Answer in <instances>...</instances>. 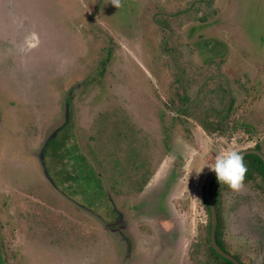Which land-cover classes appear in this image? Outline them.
I'll return each mask as SVG.
<instances>
[{
  "label": "rangeland",
  "instance_id": "obj_1",
  "mask_svg": "<svg viewBox=\"0 0 264 264\" xmlns=\"http://www.w3.org/2000/svg\"><path fill=\"white\" fill-rule=\"evenodd\" d=\"M222 82L252 137L181 113L179 95L217 102ZM69 91L48 178L39 152ZM256 141L264 149V0H0L1 264H189L212 171L194 170ZM223 201L233 244L260 243L255 192L243 184Z\"/></svg>",
  "mask_w": 264,
  "mask_h": 264
},
{
  "label": "trees",
  "instance_id": "obj_2",
  "mask_svg": "<svg viewBox=\"0 0 264 264\" xmlns=\"http://www.w3.org/2000/svg\"><path fill=\"white\" fill-rule=\"evenodd\" d=\"M197 11H202L200 5ZM207 17L208 15L203 13L202 16H200V19L204 20ZM222 84L223 85L219 87V90L223 93L217 102L214 97H209L208 95L192 101L186 90L185 93L179 95V103L182 107V109H180L181 113H183L184 116L195 119L207 133L219 132L221 134H226L240 129L247 134L248 138H250V135L252 137V134L256 132V127L244 117L234 115L233 107L237 98L233 95L232 86L229 83L225 84L222 82ZM66 101H71V95L66 97ZM253 147L264 154V149L259 141H256ZM244 159L248 169L244 182L255 187L254 189L257 192L259 200L264 204V162L256 153L245 154ZM228 190H230V188L224 185L220 186L215 177L211 181L210 196L216 208L218 217L216 225L217 241H219V235L222 231V222L224 221V219H222L224 216L223 196ZM202 201L206 212H208L207 224H201L202 226L199 227L201 238L204 240L203 244L207 249L213 252L216 259L215 264H233L230 260L217 253L210 244L209 233L211 228V217L209 205L206 202L203 193V188ZM206 264H212L210 259L207 260Z\"/></svg>",
  "mask_w": 264,
  "mask_h": 264
},
{
  "label": "flooded vegetation",
  "instance_id": "obj_3",
  "mask_svg": "<svg viewBox=\"0 0 264 264\" xmlns=\"http://www.w3.org/2000/svg\"><path fill=\"white\" fill-rule=\"evenodd\" d=\"M68 95H70V91L68 92ZM66 103L69 104V101H66ZM69 109H70V104H69ZM124 124H126V126L129 127V131L131 133V138H133V139H136L137 138L138 141L140 139H142L140 137V136H142L141 133L135 132L129 122H122L121 123V125H124ZM47 137L43 141V144H42V146L40 148L39 156H40L42 147L44 146V143H45ZM45 147H44V153H45ZM44 156H45V154H44ZM41 162H42V160H41ZM244 185H246L249 188H251L255 192L256 196H258L256 190L254 189L255 188L254 186H251V185H249V184H247L245 182H244ZM156 201H157V197H156ZM114 210L116 212V217H115V219L113 220V222L111 224H113L115 226H120V227L124 226L126 224L125 218H124V212L121 211V210H119V209H117V207L115 206V204H114ZM206 214H207V218L204 221V224H207V221H208V212H206ZM210 217H211V212H210ZM222 219H224V221L222 222V231H221V233L219 235V241H217V239H216V231H215V239H216L217 244L225 252H227L230 255H232L240 264H256L257 261H258V260L257 261H254V260L252 261V259H251L252 257L248 254L247 249L243 250V246L244 245L246 246V244L248 246H250L249 248H251L253 250L252 253L254 255H256L258 258H260L261 260L264 261V246H262V251L259 252V249H260L259 246H260V244L261 243L264 244V237H263V235H262L263 238H261L260 243L253 242V243L250 244L247 240H242V243L241 244H239L238 246L237 245L235 246L233 244L234 240H232V238H231L232 230H231L230 223H227L226 222L224 216H223ZM200 226H202V225L201 224H198L196 234L194 235V238L191 241V244H190V246H191L190 251L191 252L188 253L187 256L185 257V259H187L186 260V263H189V264H206L207 263V260L210 259V262L212 264H215V260L216 259H215V256H214L213 252L211 250L207 249L205 247V245L203 244L204 243L203 242L204 240H202V238H201V233H200V228H199ZM254 238L256 239L255 236H254ZM209 239H210V244H211V246L213 248V245L211 243L210 233H209ZM258 252H259V254H258ZM261 253H263L262 256H261ZM224 258H226V257H224ZM226 259H228V258H226ZM228 260H230V259H228ZM230 261L233 264H235L232 260H230Z\"/></svg>",
  "mask_w": 264,
  "mask_h": 264
},
{
  "label": "clouds",
  "instance_id": "obj_4",
  "mask_svg": "<svg viewBox=\"0 0 264 264\" xmlns=\"http://www.w3.org/2000/svg\"><path fill=\"white\" fill-rule=\"evenodd\" d=\"M111 3L115 6H119V0H111ZM254 146V145H253ZM211 163H204L197 174L207 166L210 170L214 171L215 178L219 182L220 186L224 185L233 191H239L244 184L245 175L248 171L244 153L242 151L231 149L224 152L210 156ZM190 170L187 174V180Z\"/></svg>",
  "mask_w": 264,
  "mask_h": 264
},
{
  "label": "water",
  "instance_id": "obj_5",
  "mask_svg": "<svg viewBox=\"0 0 264 264\" xmlns=\"http://www.w3.org/2000/svg\"><path fill=\"white\" fill-rule=\"evenodd\" d=\"M69 116H70L69 104L66 103L65 104V109H64V121H63V123L59 127L55 128L51 132V134L47 137V139H46V141L44 143V146L42 147V150H41V153H40L39 158L42 160V166H43L44 171H45V174L48 176V178H50V177L48 175V172H47L46 166H45V162H44V147L47 145V143L49 142V140L56 135V133L58 132V130L63 125H65L68 122ZM239 151H242L244 153V155L245 154H249V153H256V154H258L262 158V160L264 162V154L262 152H260L259 150L255 149L254 147L244 148V149H241ZM214 177H215V173H214V171H211L210 174L208 175L205 183H204V186H203V193H204L206 202L208 203L209 208H210V212H211V228H210L211 243L213 245V248L221 256L226 257V258L232 260L235 264H240L232 255H230L229 253L225 252L217 244L216 239H215V231H216V225H217L218 217H217L216 208H215L214 203H213V201L211 199V196H210V184H211V181L213 180Z\"/></svg>",
  "mask_w": 264,
  "mask_h": 264
}]
</instances>
